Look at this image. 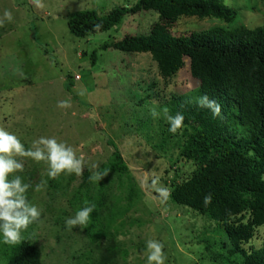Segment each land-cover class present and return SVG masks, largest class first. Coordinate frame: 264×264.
Wrapping results in <instances>:
<instances>
[{
  "label": "rangeland",
  "instance_id": "rangeland-1",
  "mask_svg": "<svg viewBox=\"0 0 264 264\" xmlns=\"http://www.w3.org/2000/svg\"><path fill=\"white\" fill-rule=\"evenodd\" d=\"M136 2L39 0L42 6H38L37 0H0V19L6 10L13 17L0 27V128L15 134L26 148L42 136L55 137L85 161L82 176L61 174L50 179L47 163L17 157L24 171L14 175L31 185L28 202L42 209L41 220L22 237L39 246L44 264H147L150 239L164 244L165 264H214L208 241H216L218 249L226 239L208 216L171 198L160 203L154 191L141 187L145 177L150 183L159 176L160 186L171 189L172 179L186 178L194 168L180 160L176 169L171 158H176L177 150L156 148L166 128L161 111L165 102L172 93L198 85L191 75L190 58L185 57L177 74L165 79L150 53L105 48L127 33H148L158 14L143 10L125 15L113 27L81 37L69 28L74 11L95 9L104 15ZM224 2L237 12L230 25L215 17L182 16L174 33L190 34L216 25H264V0ZM81 90L84 95L78 94ZM61 100L70 101L71 107H58ZM152 107L161 112L159 117L153 118ZM114 146L128 170L112 167ZM105 170L108 175L102 179H89ZM41 181L47 185L36 192ZM91 204L97 213L91 224L69 230L65 220ZM263 244L264 225L245 247ZM5 246L0 234V264L5 261Z\"/></svg>",
  "mask_w": 264,
  "mask_h": 264
},
{
  "label": "trees",
  "instance_id": "trees-1",
  "mask_svg": "<svg viewBox=\"0 0 264 264\" xmlns=\"http://www.w3.org/2000/svg\"><path fill=\"white\" fill-rule=\"evenodd\" d=\"M143 10L158 14L149 32L127 33L105 48L150 53L165 79L177 74L189 57L191 75L198 81L190 91L172 93L165 102L169 115L183 114L184 127L173 134L166 122L156 148L177 150L176 158L171 155L176 169L180 160L194 166L186 178L172 179L170 198L208 216L224 232L220 250L215 249L216 241L207 244L214 264H264V244L245 247L264 225V25H216L176 34L173 29L182 16L215 17L230 25L237 12L224 0H137L104 15L95 9L74 11L69 28L76 36H87ZM96 24L102 25L99 31ZM92 57L95 63L96 54ZM202 95L222 105L221 116L199 107ZM113 154L112 167L128 170L118 147ZM208 194L212 202L205 206ZM96 216L93 211L91 217ZM2 254V264H44L41 249L30 238L18 245L6 244Z\"/></svg>",
  "mask_w": 264,
  "mask_h": 264
},
{
  "label": "clouds",
  "instance_id": "clouds-1",
  "mask_svg": "<svg viewBox=\"0 0 264 264\" xmlns=\"http://www.w3.org/2000/svg\"><path fill=\"white\" fill-rule=\"evenodd\" d=\"M38 6L39 0H37ZM13 19L11 12L5 11L4 16L0 19V27L4 26L5 21L11 22ZM102 27L101 24L94 25L96 31ZM84 95V90L78 92ZM197 103L201 108H207L214 117L222 115V105L216 100L210 99L207 95L198 98ZM60 108H70L71 103L68 100L58 102ZM169 123V131L176 134L184 127V116L177 113L175 116L169 115V109L164 107L161 110ZM153 118L160 116L161 112L156 107L150 109ZM30 158L39 163L41 161L48 164L47 175L50 179H57L61 174L82 176L85 169L83 157H78L72 146L58 142L55 137H40L32 142V146L26 148L15 134L0 128V234L3 236V243L8 245H18L22 242V232L42 217V209L30 204L27 198V192L31 185L23 183L19 175H14L24 171V163L17 159ZM97 165L93 164L92 168ZM108 175V171L96 172L89 177L90 180H99ZM12 177L11 179L9 177ZM47 181L35 186V191L40 192L45 189ZM142 188H147L157 194L160 203H166L170 196L171 190L168 187L160 186V177L153 176L150 183L148 177H145L141 184ZM212 195L204 197L205 206L211 204ZM88 203L87 201L85 202ZM95 204L85 206L75 213L73 217L65 220V226L71 230L75 226L81 229L91 224V213L95 210ZM147 264H165L166 254L164 244L158 240H148Z\"/></svg>",
  "mask_w": 264,
  "mask_h": 264
},
{
  "label": "built area",
  "instance_id": "built-area-1",
  "mask_svg": "<svg viewBox=\"0 0 264 264\" xmlns=\"http://www.w3.org/2000/svg\"><path fill=\"white\" fill-rule=\"evenodd\" d=\"M76 78H80V75H79V74H77V75H76Z\"/></svg>",
  "mask_w": 264,
  "mask_h": 264
}]
</instances>
